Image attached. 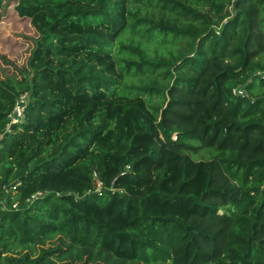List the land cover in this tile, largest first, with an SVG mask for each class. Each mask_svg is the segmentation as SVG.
Masks as SVG:
<instances>
[{
	"label": "trees",
	"instance_id": "obj_1",
	"mask_svg": "<svg viewBox=\"0 0 264 264\" xmlns=\"http://www.w3.org/2000/svg\"><path fill=\"white\" fill-rule=\"evenodd\" d=\"M189 1L0 0L35 34L0 55V264H264V0H210L217 29ZM127 32L181 44L131 60Z\"/></svg>",
	"mask_w": 264,
	"mask_h": 264
},
{
	"label": "rangeland",
	"instance_id": "obj_2",
	"mask_svg": "<svg viewBox=\"0 0 264 264\" xmlns=\"http://www.w3.org/2000/svg\"><path fill=\"white\" fill-rule=\"evenodd\" d=\"M189 2L197 6L202 11L209 13L213 18L216 29L220 26V24L226 21L231 10V6L224 2V4L221 5L220 3L212 4L210 0H190ZM3 16L4 17L0 22V55H4L8 59L14 60L16 65L22 66L25 64L29 55V51L32 47L31 38H34L35 36L34 30L31 28L28 19L20 18L13 12L12 5L9 6ZM133 35V33L128 32L123 34L114 43L112 50L122 58L135 60L138 57L139 59L138 54L124 51L120 47L122 43L126 45L132 44L135 47L142 48L146 52L148 58H162L168 56V52L170 50L174 51L175 53L178 49V46L181 44L179 42H175V44L172 43L170 38H167V40L159 43L156 42L157 40L147 41L145 37H141L139 34L136 36V38ZM131 37H133V41L130 40ZM1 61L2 58L0 57V73H2L1 69H5V65L2 64ZM10 70H12V68L6 71L10 72ZM145 75L151 77L156 75V73L150 74L149 72H146ZM145 75L133 74L130 71V75H127L123 80L122 87L124 91L120 90V92L134 93L137 91L136 87L146 85L150 78ZM143 97L148 100L146 96ZM155 100H160V96L155 95ZM155 100L152 98L150 103H154ZM210 151L214 152L212 149H206L193 156L195 159H208L213 154Z\"/></svg>",
	"mask_w": 264,
	"mask_h": 264
},
{
	"label": "built area",
	"instance_id": "obj_3",
	"mask_svg": "<svg viewBox=\"0 0 264 264\" xmlns=\"http://www.w3.org/2000/svg\"><path fill=\"white\" fill-rule=\"evenodd\" d=\"M233 92L235 94L238 95H244L245 91L243 88L241 87H236L235 89H233ZM29 93L28 92H23L20 93L16 99L15 102L10 110V112L8 113V121L5 125V131L6 132H10L12 130L13 125L16 124H21L23 123V121L25 120V108L29 103ZM128 167V166H127ZM96 191H98L99 193H101V182L98 181L97 182V188ZM46 193V192H45ZM44 193H42L41 191H37L35 194H33L29 199H27L28 203H31L34 201V199L42 196ZM0 203L3 204V200L0 198ZM4 208L6 207V204H3ZM11 207L13 209H18L19 205L17 202H14Z\"/></svg>",
	"mask_w": 264,
	"mask_h": 264
}]
</instances>
